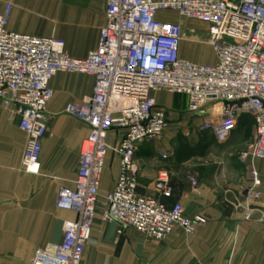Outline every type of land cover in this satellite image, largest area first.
<instances>
[{
    "label": "built area",
    "instance_id": "built-area-1",
    "mask_svg": "<svg viewBox=\"0 0 264 264\" xmlns=\"http://www.w3.org/2000/svg\"><path fill=\"white\" fill-rule=\"evenodd\" d=\"M106 25L96 51L74 58L65 42L9 30L12 6L0 12V101L18 119L27 136L22 170L37 175L48 134L47 107L54 97L51 81L59 73L91 76L92 96L70 104L66 113L86 124L74 186H62L56 207L76 218L64 225L62 241L35 252L32 264H84L86 246L100 199L101 179L111 133L118 134L113 148L120 157V174L105 202L104 222L132 228L154 240H164L181 228L195 235L206 219L189 217L180 203L172 207L139 192L135 153L145 141H159L169 127V116L154 93L166 91L188 98V114L208 110L199 131H213L226 141L242 115L254 120L255 139L240 155L243 163L264 160V0H106ZM169 14L208 25V40L216 64H202L180 56L184 39L181 24ZM194 35V32L191 33ZM220 106L219 111L216 110ZM166 159L167 156L160 154ZM162 195H172L168 176ZM247 180L262 185L252 167ZM193 187L198 182L191 180ZM254 201L261 193L249 190ZM249 218V216H248Z\"/></svg>",
    "mask_w": 264,
    "mask_h": 264
},
{
    "label": "crops",
    "instance_id": "crops-1",
    "mask_svg": "<svg viewBox=\"0 0 264 264\" xmlns=\"http://www.w3.org/2000/svg\"><path fill=\"white\" fill-rule=\"evenodd\" d=\"M7 4L13 9L10 31L62 40L67 53L74 58H85L96 51L106 25V0H0V12ZM177 17L173 22L181 24L185 36L180 56L195 63L216 64V55L212 62H202L193 51L192 42L207 45L208 40V35L206 40L197 37L198 33L192 29L194 23L207 28L208 25ZM94 84L91 76L66 73L57 74L51 81L54 97L47 107L48 134L37 175L23 172L27 136L18 127V119L11 118L10 110L0 101V264H32L36 250L60 243L65 223L76 218L74 213L58 209L56 200L62 186H74L82 143L90 129L68 115L66 108L89 100ZM178 97L184 103L183 110L176 107ZM154 98L168 113L169 127L162 140L145 141L136 150L139 192L168 207L180 203L189 217L200 216L207 222L195 235L177 227L164 240L148 238L132 228H125L119 234L116 223L104 222L102 216L108 210L105 198L120 174V157L113 150L119 135L111 133L98 210L83 263L264 264V160L243 163L240 155L248 147L239 155L238 163H224L220 177L206 183L190 174L171 146L175 130L180 127L186 137L225 146L239 140L241 128L250 122L255 139L253 118L242 115L228 139L220 141L213 131L198 129L208 119V110L204 111L208 115L192 119L186 96L159 91L154 93ZM166 98H170L169 104L164 103ZM180 118L184 126L178 124ZM188 125L191 127L187 129ZM160 154L167 158H161ZM251 167L262 179L259 188H253L247 180ZM163 174L168 176L170 197L162 195ZM192 179L198 182V188L193 187ZM249 190L259 191L261 198L249 200Z\"/></svg>",
    "mask_w": 264,
    "mask_h": 264
},
{
    "label": "rangeland",
    "instance_id": "rangeland-1",
    "mask_svg": "<svg viewBox=\"0 0 264 264\" xmlns=\"http://www.w3.org/2000/svg\"><path fill=\"white\" fill-rule=\"evenodd\" d=\"M175 18H178L176 14H169L166 19L173 22ZM192 29L198 33L197 37L206 40L209 28L194 23ZM192 44L194 54L198 60L202 62H212V60L215 59L214 51L204 43L192 42ZM163 101L166 104L171 102L170 98L163 99ZM183 104L181 97H178L176 99V107L183 110ZM178 124L184 126L182 118H180ZM247 125L248 126L241 128L242 131L240 132L239 140H234L232 143L225 146L209 142L210 140L202 143L198 142L199 139L186 137L183 135V131L180 127L178 130H175L176 136L171 142L173 153L179 162L184 163L188 167L191 175L202 182L208 183L209 180L220 177L224 163H238L239 155L253 143L252 124L249 122ZM189 127H191V125H188L186 128L188 129Z\"/></svg>",
    "mask_w": 264,
    "mask_h": 264
},
{
    "label": "water",
    "instance_id": "water-1",
    "mask_svg": "<svg viewBox=\"0 0 264 264\" xmlns=\"http://www.w3.org/2000/svg\"><path fill=\"white\" fill-rule=\"evenodd\" d=\"M205 115H208V112H198V113H196V114H194L193 116H192V119H197V118H199V117H203V116H205Z\"/></svg>",
    "mask_w": 264,
    "mask_h": 264
},
{
    "label": "bare ground",
    "instance_id": "bare-ground-1",
    "mask_svg": "<svg viewBox=\"0 0 264 264\" xmlns=\"http://www.w3.org/2000/svg\"><path fill=\"white\" fill-rule=\"evenodd\" d=\"M219 109H220V106H217L216 110L219 111Z\"/></svg>",
    "mask_w": 264,
    "mask_h": 264
}]
</instances>
